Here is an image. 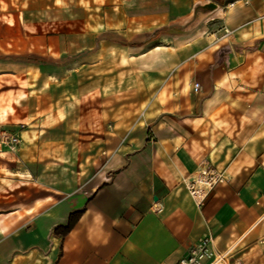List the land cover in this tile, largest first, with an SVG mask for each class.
I'll use <instances>...</instances> for the list:
<instances>
[{
	"label": "crops",
	"instance_id": "crops-1",
	"mask_svg": "<svg viewBox=\"0 0 264 264\" xmlns=\"http://www.w3.org/2000/svg\"><path fill=\"white\" fill-rule=\"evenodd\" d=\"M0 45V264L264 263V0H0Z\"/></svg>",
	"mask_w": 264,
	"mask_h": 264
},
{
	"label": "built area",
	"instance_id": "built-area-1",
	"mask_svg": "<svg viewBox=\"0 0 264 264\" xmlns=\"http://www.w3.org/2000/svg\"><path fill=\"white\" fill-rule=\"evenodd\" d=\"M200 84L193 83V90L198 91ZM1 142L7 145L10 150L17 148L19 143V136L16 133L8 134L6 131L2 132ZM226 180L223 170H220L212 165H201L197 170L188 176L185 180V187L194 199L196 204L201 205L208 194L221 182ZM210 239L208 237L200 238L188 252L177 259L174 264H229L230 257L215 252L209 245ZM235 264H242L236 262Z\"/></svg>",
	"mask_w": 264,
	"mask_h": 264
},
{
	"label": "trees",
	"instance_id": "trees-1",
	"mask_svg": "<svg viewBox=\"0 0 264 264\" xmlns=\"http://www.w3.org/2000/svg\"><path fill=\"white\" fill-rule=\"evenodd\" d=\"M82 210L74 211L69 214L68 221L64 225H58L55 227V232L58 234H65L74 225L76 219L80 215Z\"/></svg>",
	"mask_w": 264,
	"mask_h": 264
},
{
	"label": "rangeland",
	"instance_id": "rangeland-1",
	"mask_svg": "<svg viewBox=\"0 0 264 264\" xmlns=\"http://www.w3.org/2000/svg\"><path fill=\"white\" fill-rule=\"evenodd\" d=\"M69 2L71 1H73V2H75L76 0H68ZM4 48L2 47V45H0V62H5L6 60H2V56L3 55H6L5 53H4ZM43 57V56H42ZM46 58H47V56H46ZM44 59H42V61H43ZM45 60H47V59H45ZM9 61H11V60H9ZM4 131H6L8 134H10V133H13V132H10L9 130H7V129H1V134H0V144L2 145H5L6 147H7V145L6 144H4L3 142H1V135H2V132H4ZM8 148V147H7ZM9 149V148H8ZM237 262V261H236ZM238 262H240V261H238ZM229 264H235V261L234 260H232V259H229ZM257 264H264V263H262L261 261H259V262H257Z\"/></svg>",
	"mask_w": 264,
	"mask_h": 264
}]
</instances>
